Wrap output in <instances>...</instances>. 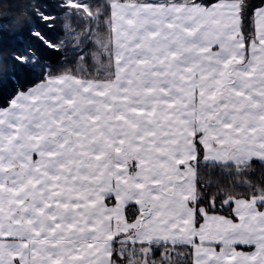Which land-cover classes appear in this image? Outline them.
I'll list each match as a JSON object with an SVG mask.
<instances>
[{
  "label": "snow or ice",
  "instance_id": "obj_1",
  "mask_svg": "<svg viewBox=\"0 0 264 264\" xmlns=\"http://www.w3.org/2000/svg\"><path fill=\"white\" fill-rule=\"evenodd\" d=\"M50 9L0 67V264H264V0Z\"/></svg>",
  "mask_w": 264,
  "mask_h": 264
},
{
  "label": "trees",
  "instance_id": "obj_2",
  "mask_svg": "<svg viewBox=\"0 0 264 264\" xmlns=\"http://www.w3.org/2000/svg\"><path fill=\"white\" fill-rule=\"evenodd\" d=\"M250 3L259 5L260 0H250ZM51 4L52 0H0V67L4 69L11 67L10 57L27 36L34 9L43 5L44 10H51ZM57 24L59 25V22ZM76 24L77 22L73 21V27H76ZM51 35L53 39L60 36L59 27ZM46 55L53 64L63 61V57L55 51H48ZM67 55L71 60L72 52L69 51ZM255 170L257 175L264 174V167L259 164L255 166ZM182 261L191 264L187 256L183 257Z\"/></svg>",
  "mask_w": 264,
  "mask_h": 264
}]
</instances>
